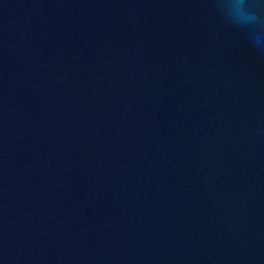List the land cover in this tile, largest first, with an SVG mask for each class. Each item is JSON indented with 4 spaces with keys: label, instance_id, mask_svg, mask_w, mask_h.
Here are the masks:
<instances>
[{
    "label": "water",
    "instance_id": "water-1",
    "mask_svg": "<svg viewBox=\"0 0 264 264\" xmlns=\"http://www.w3.org/2000/svg\"><path fill=\"white\" fill-rule=\"evenodd\" d=\"M236 5L0 0V264H264V0Z\"/></svg>",
    "mask_w": 264,
    "mask_h": 264
},
{
    "label": "clouds",
    "instance_id": "clouds-1",
    "mask_svg": "<svg viewBox=\"0 0 264 264\" xmlns=\"http://www.w3.org/2000/svg\"><path fill=\"white\" fill-rule=\"evenodd\" d=\"M243 2H244V0H237V8H239L240 7V5H242L243 4ZM246 19H249L247 16H246ZM251 19H255V17H251Z\"/></svg>",
    "mask_w": 264,
    "mask_h": 264
}]
</instances>
